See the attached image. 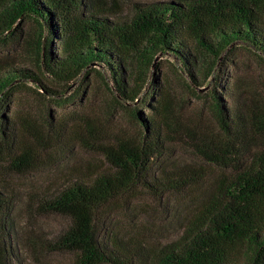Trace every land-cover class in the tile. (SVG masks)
<instances>
[{"label": "trees", "instance_id": "trees-1", "mask_svg": "<svg viewBox=\"0 0 264 264\" xmlns=\"http://www.w3.org/2000/svg\"><path fill=\"white\" fill-rule=\"evenodd\" d=\"M263 8L264 0H167L135 3L132 14L121 17L92 0H0V41L14 38L26 45L35 67L1 63L0 109L26 84L44 97L54 96L44 80L68 88L91 72L109 80L121 105L147 106L159 87L153 74L158 57L172 64L193 94L199 96L209 82L213 87L210 100L220 135L204 137L195 150L228 174L186 220L179 237L166 244L103 239L97 227L98 214L114 201L139 193L161 199L205 179L195 164L153 172L164 154L171 117L172 101L161 89L151 112L142 116L135 109L141 137L116 140L102 150L107 168L74 169L40 200L41 213L70 221L50 241L52 250L73 252V264H264V110L249 105L234 110L226 103L231 89L216 74L237 41L264 63ZM23 20L32 23L31 32L20 28ZM150 74L151 89L144 93ZM9 122L0 116L1 130ZM26 164L21 156L11 160L19 173ZM12 203L0 189V264H15Z\"/></svg>", "mask_w": 264, "mask_h": 264}, {"label": "rangeland", "instance_id": "rangeland-1", "mask_svg": "<svg viewBox=\"0 0 264 264\" xmlns=\"http://www.w3.org/2000/svg\"><path fill=\"white\" fill-rule=\"evenodd\" d=\"M103 3L121 17L132 14L135 3H154L167 0H92ZM264 10V8H263ZM24 33L33 30L32 23L23 20ZM9 38L0 41V65L12 64L32 68L31 55L26 45ZM236 49L223 55L216 74L231 89L226 103L240 110L249 105L264 110V63L254 51L241 42ZM232 46V47H234ZM153 74L159 87L153 100L136 106H123L115 100L109 80L102 81L91 72L85 81L77 80L68 88L44 80L56 91L44 97L35 92L30 83L16 89L10 102L0 109V116L10 122L0 127V189L13 199L8 211L12 222L11 243L15 264H73L74 253L51 249L50 241L65 230L70 221L60 214L41 213L40 200L51 190L63 185L74 169L85 172L107 168L102 150L115 145L119 139H135L142 132L134 112L142 116L157 107L156 97L163 89L171 99V117L164 132V151L153 167L162 168L195 164L205 171V179L180 193L161 199L139 195L114 201L98 214L97 227L103 239L116 236L150 243L166 244L182 232L186 220L211 197L219 179L228 174L223 168L203 160L195 145L204 137L220 135L210 100L212 83L199 91V96L187 89L172 64L158 57ZM145 92H150L152 74ZM106 82L108 86L106 85ZM39 93H41L39 91ZM246 103V104H244ZM21 156L27 163L24 172L11 165Z\"/></svg>", "mask_w": 264, "mask_h": 264}]
</instances>
